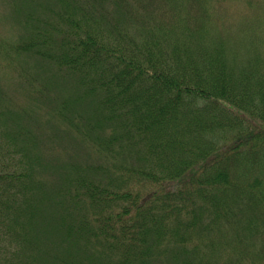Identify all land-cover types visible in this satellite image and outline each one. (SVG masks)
<instances>
[{
  "label": "trees",
  "instance_id": "trees-1",
  "mask_svg": "<svg viewBox=\"0 0 264 264\" xmlns=\"http://www.w3.org/2000/svg\"><path fill=\"white\" fill-rule=\"evenodd\" d=\"M25 3L76 141L0 109V264H264L258 0Z\"/></svg>",
  "mask_w": 264,
  "mask_h": 264
},
{
  "label": "rangeland",
  "instance_id": "rangeland-1",
  "mask_svg": "<svg viewBox=\"0 0 264 264\" xmlns=\"http://www.w3.org/2000/svg\"><path fill=\"white\" fill-rule=\"evenodd\" d=\"M27 9L25 0H0V88L5 98H8V101H2L0 109L4 110L5 106L12 108L19 115L25 116V122L27 116L36 119L38 123L35 124L42 125L52 136L49 138L50 143L43 144L42 153L45 156L51 152L64 155L66 150V155L60 159V162H64L70 153L69 145L76 139L74 136L70 138L68 133L66 136L58 135L60 137L55 141L53 136L61 129L69 128V124H66L67 119L59 116L56 109L45 107L44 102L70 96L71 85L67 80L62 81L58 75H52L39 59L17 55L21 53L16 49L19 40L28 33L25 26L27 23H22ZM255 16H264V0H258ZM37 85L43 86L41 91L36 89Z\"/></svg>",
  "mask_w": 264,
  "mask_h": 264
}]
</instances>
